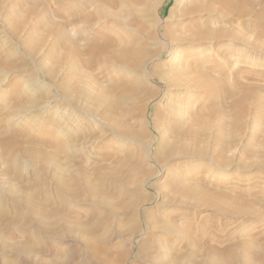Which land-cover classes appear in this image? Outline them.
Listing matches in <instances>:
<instances>
[{"label": "rangeland", "instance_id": "1", "mask_svg": "<svg viewBox=\"0 0 264 264\" xmlns=\"http://www.w3.org/2000/svg\"><path fill=\"white\" fill-rule=\"evenodd\" d=\"M204 1L211 5L205 12L209 29L230 35L240 31L249 40L218 49L217 44L230 43L226 36L210 45L208 57L196 61L198 70L191 72L204 76L214 89L198 96L191 111H178L172 95H178L177 89L158 79L147 82L150 112L140 107L147 136L131 141L134 150L142 146L147 154L138 161L139 178L123 173L122 187L114 178L102 182L97 173L113 169L128 147L121 143V132L100 117L103 109L95 98L112 94L111 79L124 74L118 75L112 62L88 61L90 55L82 52L78 78L71 75L62 32L83 46V26L69 23L64 0H0V192L10 208L9 217L0 213V264H264V0H242L247 8L242 14H235L230 1ZM174 2L166 0L162 16ZM166 115L185 131L195 129L198 140L182 135L172 144L175 133H163L158 125ZM136 129L141 131L138 125ZM171 148L175 154L170 158H157L158 150L167 156ZM162 168L171 169L167 177L158 176ZM79 177L97 183L102 197H69L70 188L62 182L78 193L83 186ZM199 185L207 193H224L226 211L189 199L186 187ZM41 187L61 196L64 204L75 201L73 221L60 220L56 231L44 229L26 201L30 195L46 209L55 206L52 199L43 200ZM241 206L250 208L249 213ZM21 207L29 222L14 227L11 218ZM97 246L99 253L93 249Z\"/></svg>", "mask_w": 264, "mask_h": 264}, {"label": "bare ground", "instance_id": "2", "mask_svg": "<svg viewBox=\"0 0 264 264\" xmlns=\"http://www.w3.org/2000/svg\"><path fill=\"white\" fill-rule=\"evenodd\" d=\"M64 1H65L64 13L68 15L69 19H71L69 20L71 21L69 23L71 24L76 23L75 25H79L77 23L80 22L82 24H80L79 27L83 26L82 29H79L80 35L82 37V39L81 37L80 39L84 41L83 46L74 44V42H72L71 40V37L73 36L69 32H65V31L62 32V34L65 36L64 46L66 53L71 58V63L70 61L68 63L71 64L70 69L72 74L71 73L70 74L71 75L76 74L77 75L76 77L78 78V73L80 70L79 69L80 65H78V60L80 59L79 57H81L82 52H87L88 55H90L89 57L90 59H88V61L92 62L94 60L97 61L101 60L102 63H105L106 65L112 62V64L114 65V69H117L116 70L118 72L117 74L120 76L124 74V78L121 77L118 78L117 76L111 79L112 85H110L109 87L113 92L112 94H109L107 92H102L97 98H95V100L98 102V104H100V106H102L103 109L100 112L101 113L100 117L110 127L118 129L121 132V136L123 137V139H125V141L123 142L121 140V143L122 145H126L128 147L126 151L124 152L120 151L122 152L121 156L124 157L123 159H120L121 156L118 153V156L120 157L117 158L116 165L113 167V169L110 170L108 169L109 170V171L107 170L108 172H102V170L100 169L97 170V173L101 175L102 182L104 180L106 181V179L114 178L116 179V181L121 183L118 184L117 182L118 185H122V187H124V183L122 179L123 173H126L128 177H133L135 175L138 177V175H140L138 171L142 170L140 169L141 165L138 163V161L143 160L147 154L145 152L146 148L142 146H140L138 150L137 149L134 150L133 149L134 145H132L131 142V141L137 142L138 138L141 139V137L147 136V129L144 121V113L140 111L141 109L140 107H142L143 105L145 107H143L142 109L145 108L147 112L150 110L149 104L145 105V95L148 92H150L149 90L144 89L146 88L145 85L147 84V82L153 83L157 81L156 79H158L160 82H163L166 86L167 85L169 87L172 86L173 88L177 89V92L180 91L178 95H176L175 93L176 91H173L172 95L175 96L177 99L176 100L177 102L175 103L178 111H180V108L183 110V112H185L186 110L191 111L192 107L196 108V106L194 107L195 103L193 101H195V99L198 96L202 95L203 93H205L204 95H206V93L209 94L208 92L214 89L213 87H211V85L208 82H206L207 81L206 79L204 80V76H201V74L194 75L191 72V71L196 72V70H198L199 65L196 64V61L199 62L200 60L199 58L202 56L204 58L208 57L206 51L210 49L209 48L210 45H215L216 43H219L226 36L227 38H229L230 43L217 44L219 45L217 47L218 49L222 48L225 50H230V47H232L233 45L232 43H234L237 40L245 41L247 37L244 35L245 33L242 34L240 33V31H238L239 33L237 32L230 35L228 33H224L221 31H213L209 29L208 26L209 21L205 17V12L211 9V5H207L204 0H175V2L170 6L168 14L166 16L161 15V8L163 4L166 2V0H76L85 5L83 8H81L82 6L80 7V3L74 0H64ZM224 1L227 2L230 1V3L233 4V10L235 14L236 13L242 14L245 11H247V8L243 4L242 0H224ZM90 5L95 6L96 10L88 11L85 7ZM106 7L108 8V10L106 9ZM66 25L67 23L65 24V27L68 28ZM233 55H231V57H234ZM214 64L217 68L219 64L221 67L220 62L219 63L214 62ZM83 91L84 90H80L77 92L83 94L84 93ZM152 92H156V90ZM192 102L194 104H192ZM135 103L136 104L138 103V106L137 105L135 106ZM220 114L221 117L224 116V114L222 113ZM167 115L162 116L159 119L158 125L163 130V133H166L167 131L175 133L172 134L173 135L172 144L179 143V141H181V138L183 137L182 135L184 136L187 135V140L188 138L192 140H198L197 138L198 134L196 135L197 132L194 131L195 129H193V131L191 129L185 131L184 127L182 128L181 127L182 125L181 124L179 125L180 122L178 123L174 117ZM129 121H134L138 126L141 127V131L136 129L137 125L136 127H134L131 123L127 124ZM119 126L123 127V131L119 129ZM216 135L221 139L222 135H221L220 127H218V132L216 133ZM111 137H109V139ZM172 147L175 148L176 146L174 145ZM134 148H136V146ZM158 152L159 153L156 152L157 158L159 157L170 158V156L175 154V151L172 148L168 151L169 154L167 156L165 154H162L160 150H158ZM33 155H34L33 158L40 157V155H36V154ZM14 159H15V155L10 154L9 160L14 161ZM172 168L173 167H171V169ZM171 169L166 170L162 168L158 172V176L167 177L169 174L168 172ZM149 173H151V171H149L147 174L149 175ZM178 173H180V171ZM143 174L145 175V173ZM79 178H81L80 180L82 181L83 186L81 192L78 193L74 191V188L70 185V183L62 182V185H64L67 188L68 187L70 188L69 197L74 199L75 197H77L78 195H82L83 193H90L94 196L96 195L97 197H102L103 193L98 189V186L96 185L97 183L91 182L90 180L84 179L82 177ZM170 181L168 180L170 186H172ZM79 183L81 182L79 181ZM174 183L176 182L174 181ZM178 186H176V188H178ZM187 187H186V194L188 198L190 197L193 198V200L199 201L200 203L202 202L204 206L207 203V205L212 206L213 208L219 211H223L224 209H227L226 206L227 204H225L224 201L225 197H222L224 196V193L222 195V193L213 194L212 192L211 193L208 192L209 193L208 194L205 189L201 188V186L200 187L196 186V188L195 187L187 188ZM123 189L124 188H119L120 195L125 193V192L123 193L124 191ZM181 190L182 188L180 189V191ZM184 192L183 194H185ZM14 193L16 194L15 190ZM40 193H42L43 197L42 196L41 197L44 198L43 200L52 199V201L55 203V206H52L50 210L46 209L47 207L45 206L44 203L38 202L30 195L26 201L28 205L31 207L34 215L38 216L39 219L41 220V223L45 230H48L49 232L59 230V228L61 227L60 220H64L66 222H70L74 220L73 218L74 215L72 214H74L75 212V208H74L76 205L74 203L75 201L67 202L66 204H64L65 201L62 200V197L60 195L59 196L61 198L54 196L52 191H50L46 187L42 188ZM2 194L0 192V213L1 216L5 218V217H9L10 208H8L5 203H3L4 201ZM121 197L122 196H120L119 198L121 199ZM228 202L231 201H227V203ZM123 203H125L124 205H126V202ZM21 209L23 208L21 207ZM21 209L19 208L18 211L15 212V215L11 218L12 221L11 225H13L14 227L16 226V224L20 222L22 224L23 220H27V222H29L26 215L27 213H25L24 209L23 210ZM249 209L250 208L246 207L243 208L242 210L245 213H249ZM48 213H50V216H52L51 220H46V214ZM71 218H73V220H71ZM26 225H29V223ZM94 229L95 227L92 226L90 233H93ZM4 238L1 241H3ZM36 239L37 238H34V240ZM156 239L157 238H154V240ZM36 241L38 242V240ZM87 242L90 246L93 245V240L91 238H89ZM93 249L95 250L96 253L100 252L98 246L93 247ZM231 252H232L231 255L232 257H234V255L236 256L237 251H235V249H231Z\"/></svg>", "mask_w": 264, "mask_h": 264}]
</instances>
